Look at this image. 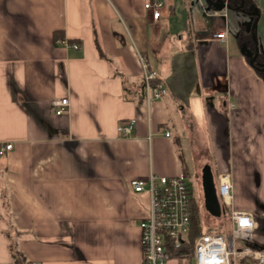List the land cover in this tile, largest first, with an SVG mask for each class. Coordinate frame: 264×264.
Returning <instances> with one entry per match:
<instances>
[{
	"label": "crops",
	"instance_id": "0c3cea01",
	"mask_svg": "<svg viewBox=\"0 0 264 264\" xmlns=\"http://www.w3.org/2000/svg\"><path fill=\"white\" fill-rule=\"evenodd\" d=\"M145 1L0 0V264H141L147 196L128 180L149 172L200 184L208 165L232 209L264 215V85L237 41L255 16L162 0L153 19ZM139 56L159 99L145 101Z\"/></svg>",
	"mask_w": 264,
	"mask_h": 264
},
{
	"label": "built area",
	"instance_id": "2783aa9c",
	"mask_svg": "<svg viewBox=\"0 0 264 264\" xmlns=\"http://www.w3.org/2000/svg\"><path fill=\"white\" fill-rule=\"evenodd\" d=\"M223 3L226 4V0ZM162 4V0H146L144 9L150 11L153 19H157ZM212 36L223 41L226 33L221 30ZM61 42L66 44L65 40ZM70 46L77 48L78 44L71 42ZM139 61L145 101L159 99L166 92L163 84L155 80V74L143 56H139ZM52 105L57 106L55 113L60 114L68 106V99L53 100ZM132 124V121H128L117 125L120 136L127 137ZM165 134L168 135V132ZM10 148L11 143L0 145V155ZM214 182L220 205V214L214 218L219 228L217 231H202L187 250L185 245L191 223L189 181L183 176H157L152 172L128 180L133 192L147 196V211L139 222L141 264H264V250L252 244V213L232 209L231 183L226 172L219 174ZM241 240L248 242V245L242 247L237 244Z\"/></svg>",
	"mask_w": 264,
	"mask_h": 264
},
{
	"label": "trees",
	"instance_id": "16d2710c",
	"mask_svg": "<svg viewBox=\"0 0 264 264\" xmlns=\"http://www.w3.org/2000/svg\"><path fill=\"white\" fill-rule=\"evenodd\" d=\"M227 6L229 8L233 9H238L242 11H257V8L254 5L253 0H226ZM255 19V17H254ZM250 30L245 27H241L239 30V33L237 35V41L240 45L244 44L246 48H248L249 51L253 53L254 50V42L251 38V33L249 32ZM57 37L54 35V38ZM96 47L98 49V52H100V55H102L101 51H99V47L96 41V38L94 37ZM247 62H249V57H246ZM254 66H251L252 69L254 70L255 74L262 80L263 85H264V50H261L259 48V53L256 56V58L253 61ZM191 185V184H190ZM192 189V188H191ZM189 204H190V230L188 234V242L185 245V248L188 250L191 248V245L193 244L196 236L199 234L201 235L203 231V225H204V219H203V213L202 210L199 207V202L198 199L195 198L194 196H191L189 199ZM217 231V229H215ZM264 250V245L259 247ZM16 264H29L26 262L22 257L20 259L15 260Z\"/></svg>",
	"mask_w": 264,
	"mask_h": 264
},
{
	"label": "rangeland",
	"instance_id": "374dc122",
	"mask_svg": "<svg viewBox=\"0 0 264 264\" xmlns=\"http://www.w3.org/2000/svg\"><path fill=\"white\" fill-rule=\"evenodd\" d=\"M257 2V6L260 7L262 14L260 17V23L264 21V0H256ZM259 26V23H258ZM256 25L254 28V35H255V40L256 43L258 44V38L259 36L256 35ZM260 45H258L259 47ZM261 48V47H259ZM197 125L199 126V123L197 122ZM202 137L200 136V132H199V127H198V141H201ZM189 183L191 184V196H194L195 198H198L199 196V182H198V178H197V173L195 171H190V175L189 177L186 178ZM138 205L141 207L142 210H147V205H146V199L144 197H140V199H138ZM203 216L205 219L204 224L203 225V231H214L215 229L219 228V226L215 223V218L211 217L209 214H206L204 212ZM253 221H254V226H253V231H252V244L256 245V246H263L264 245V215H254L253 216ZM229 227V224L227 225V228ZM237 244H239L240 246H246L248 245V242L246 241H237ZM174 264V263H171Z\"/></svg>",
	"mask_w": 264,
	"mask_h": 264
},
{
	"label": "water",
	"instance_id": "95a60500",
	"mask_svg": "<svg viewBox=\"0 0 264 264\" xmlns=\"http://www.w3.org/2000/svg\"><path fill=\"white\" fill-rule=\"evenodd\" d=\"M205 1L207 4L212 5V6H215V4L217 2L218 3L220 2V0H205ZM223 6L228 7L227 3L225 4L223 2H221L219 6L217 5L215 7H221L222 8ZM245 12L251 16H255V19L253 20V22L250 26V29H249L250 30L249 32L251 33V38L254 42L253 53L251 51H249L248 48H246V46L244 44H242L247 50L246 56H247V58L249 57V59H250L248 62L249 65L254 66L253 61L259 53V47H258V44L256 43L255 35H254V28H255L257 18L259 16V12L258 11H245ZM263 79H264V76H263ZM201 169H202V171H201V173H202L201 185H202V189H203L205 207L211 215L217 217L220 214V209H219L220 205H219L218 199H217L215 191H214V183L212 182L213 181V175H212V173L210 171V167L208 165H205Z\"/></svg>",
	"mask_w": 264,
	"mask_h": 264
},
{
	"label": "flooded vegetation",
	"instance_id": "af4514ba",
	"mask_svg": "<svg viewBox=\"0 0 264 264\" xmlns=\"http://www.w3.org/2000/svg\"><path fill=\"white\" fill-rule=\"evenodd\" d=\"M201 180V179H200ZM214 183V191H215V194H216V190H215V182H214V179L212 181ZM217 197V196H216ZM198 202H199V207L200 209L202 210V212L204 213H209L205 207V203H204V196H203V189H202V185L201 183L199 184V196H198Z\"/></svg>",
	"mask_w": 264,
	"mask_h": 264
}]
</instances>
